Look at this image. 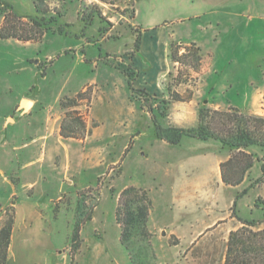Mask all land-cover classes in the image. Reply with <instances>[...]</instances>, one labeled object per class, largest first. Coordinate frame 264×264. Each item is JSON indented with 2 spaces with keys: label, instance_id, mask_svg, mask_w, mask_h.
<instances>
[{
  "label": "rangeland",
  "instance_id": "1",
  "mask_svg": "<svg viewBox=\"0 0 264 264\" xmlns=\"http://www.w3.org/2000/svg\"><path fill=\"white\" fill-rule=\"evenodd\" d=\"M26 1H29V4ZM44 2L50 12L56 10L62 14L57 21L60 24L57 28L60 27L62 32L54 27L43 31L40 39L35 41L0 38V225L8 218L6 212L11 214L12 211L15 219L17 204L35 203L38 212V220L34 223L18 221L17 230L23 231L26 228L31 236L25 238L23 243L19 242L16 255L8 264H131L127 250L119 242L120 229L114 218L118 193L130 185L148 192L151 200L147 220V229L151 234V252L149 257L147 256L146 264H172V261H175V264H222L221 256L223 251L225 252V242L223 243L218 235L208 237L205 246L196 251L200 258L194 257L192 251L190 259L184 258L185 253H177L172 259L174 254L171 244L176 237L169 236L168 230L161 227V220L165 215L162 216V212H159L156 196L153 201L147 187L152 180L143 176L141 167L145 161L140 160L141 156H135L132 170H129V165L122 163L127 151L121 146L123 140L119 131L110 133L103 126L106 121L120 120L119 113L124 101L119 89L110 98L109 87L106 88L108 91L104 87L112 77L118 80L127 79L129 85L135 75V70L129 66L130 58L137 51L135 38L139 36L140 39L141 33L148 28L167 31L165 37H168L169 54L170 39L181 43L190 33L196 32L191 31L192 25L195 24L192 22L208 19L214 16L213 12H218L216 16L221 20L218 32L221 28L223 30L214 42L213 52H210L211 64L213 63L210 78L220 77V81L227 85L233 83L234 86L229 88L228 92L232 93L234 101L240 104L243 95L236 92H242L246 86L252 88L264 75V0H251L249 7L247 4L233 6L231 0H119L114 4L100 0ZM3 3L7 2L0 1V25L4 13L9 12V9L25 12L30 7L32 12L24 15L34 13V0H15L6 4L9 7ZM239 12L244 17L239 16ZM87 13H93L95 19L86 26L83 16ZM96 14H100V17ZM249 16L251 25L247 26ZM17 24L25 27L20 29V32L26 34L30 27L28 18L23 17ZM102 28L107 29L101 31ZM210 42L213 43L212 40ZM183 51L181 48L180 52ZM81 57L85 67L76 64ZM171 63L172 77L183 79L186 66L172 61ZM81 69L87 70L82 75L92 79V82L67 91L68 86L64 79L71 76L70 82L74 84V76H78ZM226 76L230 80L226 79ZM174 79L176 82V78ZM250 79L251 84L247 83ZM169 80L167 75V82ZM178 86H174L175 89L184 93L187 87L184 84ZM81 90H85L84 96L90 95L88 101L81 99L77 104L65 109L60 106L59 100L62 97H73ZM129 92L128 99L132 106L140 107L149 114L147 122L152 130L148 108L149 105L154 107L157 101L133 91L131 87ZM261 96L253 107L258 113L251 114L264 116V93ZM21 97H36L39 100L30 115H18L16 104ZM43 97L47 99L45 104ZM73 111L72 117L67 116V112ZM46 115L49 117L47 123ZM168 115L169 109L166 117L161 119L163 125H166V122L171 125ZM74 116L84 120V136L63 137L60 134L61 125L66 126V131L82 129L78 121H73ZM55 117L58 119H52ZM46 131L50 134V141L59 136L64 145L54 143V147L51 145L47 149L42 147L38 140L33 142L31 147L25 146L31 134ZM106 134L111 138V145L105 146L101 141ZM86 136H91L95 142L91 141L90 145L80 143L81 145L75 148L77 162L73 164L71 158L65 157L63 146L71 147L66 143L68 139L79 140ZM104 148L110 153L102 160ZM83 154H88V157L84 159ZM40 157L43 158L37 163L25 166L29 160ZM37 172L39 179L30 187L27 183L33 180ZM64 175H67L68 182ZM248 176L249 173L245 177V183L240 184L239 191L251 182ZM171 181L169 178H160L153 183L156 185L155 189L167 186V190ZM39 191L46 194L42 199L37 198ZM175 197L164 194L159 196L165 204L170 198L172 206L178 202ZM252 197L254 198L250 189L238 199L239 206L250 207ZM258 197L264 200V194H259L254 198V205ZM208 198L209 207L212 206L213 198L222 208L227 206L224 201L225 194L208 195ZM161 204L159 202L160 206ZM232 208L233 202L229 204L231 212ZM263 224L264 222L260 226ZM75 227L76 237L73 233ZM37 240L40 242L36 244Z\"/></svg>",
  "mask_w": 264,
  "mask_h": 264
},
{
  "label": "crops",
  "instance_id": "2",
  "mask_svg": "<svg viewBox=\"0 0 264 264\" xmlns=\"http://www.w3.org/2000/svg\"><path fill=\"white\" fill-rule=\"evenodd\" d=\"M3 1L12 3V1L15 0ZM214 2H218V0H214ZM26 3L29 4V1H26ZM230 3L233 6H239L240 4H247L248 6L251 0H231ZM18 12L16 13L24 15L30 14L32 11L29 7L25 12ZM217 13L218 12H213L214 16L208 19L195 20L192 22L195 24L192 25L191 31L195 30L196 32L190 33V36L182 39L181 42H194L200 46L203 52L212 53V50H214V42L223 30V28H221V31L218 32L221 20L217 18ZM235 15H237V13ZM238 15L243 16L241 13ZM246 25H251V16L248 17ZM147 31L149 33H147ZM166 32L167 31L164 29L157 30L152 28V30H150V28H148L143 34L141 33L138 49L129 61V66L135 70V75L130 80L132 87L144 90L146 93L156 98L168 97L165 84L167 82V74L173 65L168 56V37H165L167 36L165 34ZM211 40L213 41L212 44L210 42ZM45 51L47 52L46 47ZM81 58L76 64L80 67H85L83 58ZM212 65L213 63L206 74L198 78L193 90V96L190 100L172 102L170 104L168 118L170 119L171 125L180 127L195 126L198 122V109L200 103L201 105H206L213 109L225 110L229 107H236L242 112L258 113L253 107L255 101L261 98V95L264 93V75L258 83L253 84L252 88L246 86L242 92H236L238 95L239 93L243 95V101L239 104L237 101H234L235 97L231 95L232 93L228 92V89L234 86L233 83L227 85L224 81H220V77L210 78ZM223 67L225 68L226 65L224 64ZM86 72L87 70L81 69L78 73L79 75L74 76L76 78L74 84L70 82L72 78L69 77L71 76L64 79V82L67 84L66 86H68L66 90L71 91L75 90L77 86L90 84L92 79L83 76ZM119 79L120 80L112 77L105 83L106 86L103 87L104 89L109 87V91L106 90L110 93V98L114 96L117 89H119L120 95L124 97L122 110L119 113L120 120L117 122L106 121L107 123L104 122L103 126L108 129L109 131L107 132L110 133H116L115 130L119 131L120 138L123 140L121 146L125 148L124 151H127L122 163H127L129 165V170H132L135 156H141L142 159L140 158V160L145 161L143 162L145 164L141 167L144 173L143 176L152 180L150 184H147V187L150 189L153 201L156 196L159 212H162V216L165 215V218L161 220V227L168 230L169 236L174 235L176 237V240L171 244V251L174 254L172 259L176 257L175 255L177 253H185L184 258L190 259L192 251H194L193 256L198 257L196 251H199L201 249L200 247L205 246L204 243L207 241L208 237L210 238L218 235L220 240L224 243L227 240L229 232L242 225V222L238 220L236 216L242 220H262L263 210L261 206L254 205V198L259 194H264V181L251 189V195L254 196V198L252 197L251 199V206L240 207L237 201L236 208L232 213L229 209V204L233 202L235 194L240 189V184L245 183L246 178L236 186L226 185L222 182L219 165L229 157V151L214 140H198L184 137L179 144L172 145L164 140L156 139L152 134L149 122H147L149 114L140 107L132 106L128 99V95L130 94L128 81L123 78ZM226 79L230 80L227 76ZM247 83L251 84V79L250 81L248 80ZM185 86L187 87L188 85ZM43 98V104H45L47 99L45 97ZM23 100L29 102L27 107L23 106ZM38 101L36 97H21L16 104L18 115L21 117L30 115ZM90 109L91 108H89V113L92 112ZM109 112L111 113L112 111L110 110ZM46 117L45 123H47L49 119L48 115H46ZM10 118L13 121L15 120V118ZM52 119L56 120L58 117ZM188 121L190 122L188 123ZM165 124L169 125L168 122ZM57 130L59 129L57 128ZM29 137L30 139L25 146L29 145L31 147V144L38 140H40L41 146L47 147V149L51 145L54 147V143H61L64 145L59 136L53 139V141H50V134L47 131L35 135L31 134ZM91 141L95 142V139L91 136H86L79 140L68 139L66 143L71 147L63 146L66 152L65 157L71 158L73 164H75L77 162V150L75 148L82 143L90 145ZM101 141L105 146L111 145L112 143L108 134L104 135ZM51 142H53V144ZM252 150L257 152L260 160L255 161L249 171L248 177L251 182L261 175L262 171L260 166L264 161V153L262 151H258L256 148ZM103 153L104 156L102 160H105L106 155L110 152L106 151L104 148ZM83 155L84 159L88 157V154ZM42 158L43 157L36 158L35 160L31 159L25 163V166L37 163ZM138 162L139 160H137V163ZM38 176L39 172H37L35 177L32 178L33 180L27 184L30 187L35 185L39 179ZM64 176L66 182H68L67 175ZM136 177L139 178L138 175H136ZM160 178H169L172 180L167 190V186H164L163 189L160 187L159 189H155L156 185L153 182ZM212 179H214V181H211ZM213 182H215V185H213ZM248 184L249 182L245 186ZM219 193L225 194L224 201L227 202V206L222 208L219 202L213 198L211 199L213 201L212 206L209 207L208 195H216ZM161 194L176 196L175 199L178 200V202L172 206V201L168 198L169 202L165 204V201L159 198ZM44 195H46L44 192L39 191L37 198L42 199ZM159 202L162 203L161 206ZM37 214V206L35 203H27L25 205L17 204L15 206L14 227L11 233L6 264L10 263L12 257L16 255L19 242L23 243L25 238L31 236L30 231L27 232L26 228L24 229L25 231L20 230L22 232L19 234L20 231L17 230L18 221H33L34 223L37 219ZM262 226H264V224ZM39 242L40 240H37L36 244ZM221 257L223 262L224 251ZM175 263V261H172V264Z\"/></svg>",
  "mask_w": 264,
  "mask_h": 264
},
{
  "label": "trees",
  "instance_id": "3",
  "mask_svg": "<svg viewBox=\"0 0 264 264\" xmlns=\"http://www.w3.org/2000/svg\"><path fill=\"white\" fill-rule=\"evenodd\" d=\"M100 1L114 4L119 0ZM129 1L137 2L138 0ZM44 3V0H34L35 9L33 15L25 16L16 13L13 9H9V12L3 15V22L0 25V38L35 41L40 39L45 30L55 27L59 32H62L63 30L60 27L57 28L60 25L57 21L62 14L56 10L50 12ZM23 17H27L30 23L26 34L20 32V29H25V27L17 24ZM97 17H100V14ZM94 19L95 15L93 13H87L86 16H83L86 26L90 25ZM106 29L102 28L101 31ZM139 40V36H137L134 43L136 50L139 46ZM181 48L184 49L183 52H180ZM168 56L173 63L186 66L182 75L183 79L176 76L172 77L170 71L167 74L170 77L169 82L165 84L168 97H152L144 90L135 89L129 82V87L133 91L143 93L151 100L157 101L154 107L149 105L148 108L153 124V136L172 145L179 144L184 137L218 141L224 149L229 151V157L219 165L222 182L230 186L240 184L249 173L254 162L260 160L257 152L252 149L256 148L264 153V116L242 112L236 107L220 110L202 105L198 109V122L195 126L163 125L161 119L166 117L169 103L172 101L184 102L190 100L198 78L207 73L212 61L211 53H203L200 46L196 43L182 44V42L172 39L169 41ZM174 78H176V82ZM180 84L188 85L184 93L178 92L174 87ZM85 93V90H81L73 97L64 96L59 100V104L65 109L67 106L77 104L81 99L88 101L90 95L84 96ZM73 113L74 111L71 113L67 112V116L72 117ZM73 121H78L82 129L80 131L77 129H75L76 131H66V126L61 125L60 134L63 137L81 138L84 136V120L74 116ZM260 167L261 175L235 195L233 210L241 196L245 195L255 185L264 181V161ZM255 205L261 206L263 210L262 220H242L236 216L242 222V225L229 232L224 244L225 252L222 264H264V226H260L264 222V200L258 197ZM150 210L151 200L145 190L130 185L118 193L114 218L120 229L119 242L127 250L131 264H142V260L146 264L148 255L151 252L149 247L151 234L147 229ZM6 213L8 218L0 225V264H6L13 229V212L11 211V214ZM88 219H90L89 216ZM73 233L74 237H76V227Z\"/></svg>",
  "mask_w": 264,
  "mask_h": 264
},
{
  "label": "water",
  "instance_id": "4",
  "mask_svg": "<svg viewBox=\"0 0 264 264\" xmlns=\"http://www.w3.org/2000/svg\"><path fill=\"white\" fill-rule=\"evenodd\" d=\"M22 103H23V106H24V107H27V106H28V104H29V102H28V101H26V100H23V101H22Z\"/></svg>",
  "mask_w": 264,
  "mask_h": 264
}]
</instances>
